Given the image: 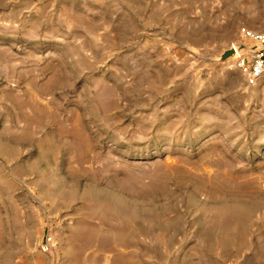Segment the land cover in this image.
<instances>
[{"label": "rangeland", "instance_id": "374dc122", "mask_svg": "<svg viewBox=\"0 0 264 264\" xmlns=\"http://www.w3.org/2000/svg\"><path fill=\"white\" fill-rule=\"evenodd\" d=\"M242 26L264 0H0V264H264Z\"/></svg>", "mask_w": 264, "mask_h": 264}, {"label": "built area", "instance_id": "2783aa9c", "mask_svg": "<svg viewBox=\"0 0 264 264\" xmlns=\"http://www.w3.org/2000/svg\"><path fill=\"white\" fill-rule=\"evenodd\" d=\"M230 51L234 65L244 76L247 86H256L264 79V32L242 26L237 39L231 44ZM52 239L45 243L48 250Z\"/></svg>", "mask_w": 264, "mask_h": 264}, {"label": "water", "instance_id": "95a60500", "mask_svg": "<svg viewBox=\"0 0 264 264\" xmlns=\"http://www.w3.org/2000/svg\"><path fill=\"white\" fill-rule=\"evenodd\" d=\"M229 54H230V55H232V52H231V51H229Z\"/></svg>", "mask_w": 264, "mask_h": 264}]
</instances>
